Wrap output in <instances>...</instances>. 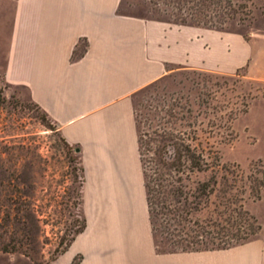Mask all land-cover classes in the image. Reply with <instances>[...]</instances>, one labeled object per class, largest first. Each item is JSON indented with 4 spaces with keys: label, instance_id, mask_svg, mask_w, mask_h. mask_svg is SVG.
<instances>
[{
    "label": "crops",
    "instance_id": "crops-1",
    "mask_svg": "<svg viewBox=\"0 0 264 264\" xmlns=\"http://www.w3.org/2000/svg\"><path fill=\"white\" fill-rule=\"evenodd\" d=\"M124 0H0L8 10L2 78L25 91L74 147L84 228L47 264H264L254 239L225 249L156 246L133 99L176 69L234 72L240 34L122 11Z\"/></svg>",
    "mask_w": 264,
    "mask_h": 264
},
{
    "label": "rangeland",
    "instance_id": "rangeland-1",
    "mask_svg": "<svg viewBox=\"0 0 264 264\" xmlns=\"http://www.w3.org/2000/svg\"><path fill=\"white\" fill-rule=\"evenodd\" d=\"M232 1L238 12L235 19L222 29H210L242 35L251 49L247 62L231 73L173 70L136 94L133 105L141 134L160 122L166 110L186 103L214 120L211 140L220 161L239 166L244 209L261 227L250 240L264 244V189L256 198L248 187L255 177L264 180V0ZM241 3L245 9L238 8ZM121 9L176 22L165 11L168 7L150 0H124ZM8 17L0 5V264H47L83 224L81 167L74 147L64 142L25 91L2 78ZM231 111L237 113L229 117ZM220 173L229 176L224 170ZM218 189L222 199L225 186ZM160 246L169 247L164 241Z\"/></svg>",
    "mask_w": 264,
    "mask_h": 264
},
{
    "label": "trees",
    "instance_id": "trees-1",
    "mask_svg": "<svg viewBox=\"0 0 264 264\" xmlns=\"http://www.w3.org/2000/svg\"><path fill=\"white\" fill-rule=\"evenodd\" d=\"M150 1L155 6L168 7L165 11L179 25L193 22L222 29L238 15L232 0ZM238 8L245 9L246 5L241 3ZM236 113L231 111L229 117ZM159 119L150 130L138 135L156 246L168 252L200 251L225 249L250 240L261 227L244 209L245 185L239 184L241 180L236 174L239 166L220 161L211 140L214 120L194 111L187 103L178 110H166ZM143 136L147 137L145 142ZM221 170L229 176L222 175ZM249 183L248 187L259 198L264 180L255 177ZM220 184L225 186L222 199L216 194ZM234 215L237 219L233 220ZM83 228L84 223L76 233ZM163 241L169 246L166 249L160 246Z\"/></svg>",
    "mask_w": 264,
    "mask_h": 264
}]
</instances>
